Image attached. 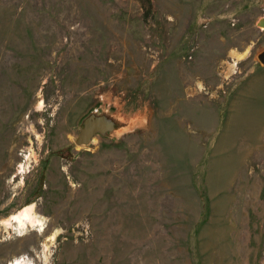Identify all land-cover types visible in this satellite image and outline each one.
<instances>
[{"label":"rangeland","instance_id":"obj_1","mask_svg":"<svg viewBox=\"0 0 264 264\" xmlns=\"http://www.w3.org/2000/svg\"><path fill=\"white\" fill-rule=\"evenodd\" d=\"M263 21L264 0H0V264H264ZM29 205L43 231L6 229Z\"/></svg>","mask_w":264,"mask_h":264},{"label":"bare ground","instance_id":"obj_2","mask_svg":"<svg viewBox=\"0 0 264 264\" xmlns=\"http://www.w3.org/2000/svg\"><path fill=\"white\" fill-rule=\"evenodd\" d=\"M18 138V137H17ZM12 141V140H11ZM5 228L18 230L19 235L25 233L26 229L29 227L39 226V231H43L42 223L39 219L36 218L33 212V205H29L19 209L15 214L11 215L5 221ZM14 224L15 227L11 225ZM8 264H29L27 260L23 258H15L10 261Z\"/></svg>","mask_w":264,"mask_h":264},{"label":"water","instance_id":"obj_3","mask_svg":"<svg viewBox=\"0 0 264 264\" xmlns=\"http://www.w3.org/2000/svg\"><path fill=\"white\" fill-rule=\"evenodd\" d=\"M261 26H264V21L261 22ZM259 63L264 64V51L257 56ZM101 125V119H94L87 121L81 129L77 143H87L90 136L95 132L97 127Z\"/></svg>","mask_w":264,"mask_h":264}]
</instances>
